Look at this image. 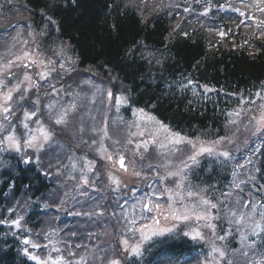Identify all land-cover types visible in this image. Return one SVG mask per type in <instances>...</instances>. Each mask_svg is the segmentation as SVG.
<instances>
[{
    "label": "trees",
    "instance_id": "trees-1",
    "mask_svg": "<svg viewBox=\"0 0 264 264\" xmlns=\"http://www.w3.org/2000/svg\"><path fill=\"white\" fill-rule=\"evenodd\" d=\"M152 1L150 10L139 14V5L134 0H11L10 3L0 0V26L4 27L0 28V40H8L3 37V31L12 28V25L7 28L9 21L6 20L11 14L21 27L18 29L34 31L42 51L56 56L58 47H67L74 56L72 73L76 77L87 72L96 79L108 81L115 92L126 94L132 105L152 110L161 122L182 135L205 139L223 137L227 123L219 107L193 102L187 95L174 93L166 86L179 77L189 76L199 83L215 86L223 94H254L249 90L264 84V36L260 34V39H254L255 48L250 50L245 46L247 43L241 44L246 34L243 26L240 29L245 32L230 38L234 33L232 23L241 21L242 17L219 14L220 24L226 29V37L221 40L211 29L203 27L201 19H198L200 24L186 19L185 0ZM193 1L194 6L199 0ZM233 7L245 9L236 4ZM47 17L56 23H48ZM252 25L255 26L253 21ZM256 32L261 31L256 28ZM61 81L67 83V76ZM32 93L37 94L35 89ZM75 106L78 107L77 101ZM18 119L22 120L20 115ZM17 131L24 139L19 123ZM21 148L19 153L0 151V220L7 221L0 224V264H35L23 256L20 240L30 234L34 242L43 243L44 229L58 217L55 211L46 215L34 210L32 204L40 195L44 196L39 200L48 205L57 202L53 191L47 189L42 172L46 170L43 163L50 150L45 146L36 153L24 149L23 143ZM88 148L85 146L83 150ZM87 151L93 153L91 149ZM68 153L72 155L71 148ZM25 158L32 162L23 163ZM254 159L264 185V143ZM68 160L63 158L57 166L65 165ZM204 167L202 164L191 174L203 187L216 188L227 178L225 168L216 162L210 164L207 173ZM261 191L264 192V187ZM75 212L79 215L68 224L59 222L62 229L54 240L60 239L61 247L56 254H92L98 248H105L108 224L110 230L113 228L108 212L103 211L105 215L97 218L102 212L86 211L85 216ZM18 217H23L19 228L10 223ZM95 218L97 244L87 242L93 237L89 223ZM77 244L81 247L77 248ZM111 255L124 264V254L115 249Z\"/></svg>",
    "mask_w": 264,
    "mask_h": 264
},
{
    "label": "rangeland",
    "instance_id": "rangeland-1",
    "mask_svg": "<svg viewBox=\"0 0 264 264\" xmlns=\"http://www.w3.org/2000/svg\"><path fill=\"white\" fill-rule=\"evenodd\" d=\"M6 20L9 21L7 23V28H9L10 25L18 23L15 17L11 14L7 16ZM0 28L4 27L0 26ZM18 28L21 27L18 25L11 30L4 29L10 32L13 31V33L12 35H9L11 34L10 32L5 33L3 37L8 38V40H0V66L7 65L8 61L10 60L15 61L17 56L22 57V60L18 62L21 64L28 63V60L30 59L36 60V76L42 83V86L45 87L43 88V90L48 88V91H50V93L46 95L44 99H41L40 104V98L35 93H32V86H30V83L27 81L22 83L20 85L21 89L29 88V91L27 93H13L14 99L10 103V106L14 109L13 114L9 116L8 120H4V116L6 114L0 111V124H3L5 128L4 131H0V139H2L3 136L7 135L8 132L12 131L13 127L16 129L15 134L17 135V137L21 138L20 133L17 131V124L19 123L22 127L24 138H27L25 136V133H28L30 131L32 135L38 137V143H43V138L40 137V133L38 131V129L43 126L51 133V138L47 143H44V147L47 146L50 150L49 142H52V140L53 142L57 141L56 143H54V152L52 153L50 150L49 153H46L49 166H52L55 162V159H57L61 155V152H66L68 148L75 149L76 147L84 148L85 146H88L94 152L92 154L95 157H99V159L90 161L87 157L83 156L86 153H82L81 155L84 160L83 164H80V166L77 168V166L79 165V160L76 161V163L69 165V168L67 169V177L64 178L66 190H64V192L62 193V200H70L71 203H78V205H75L77 207V209L75 210H78V207L83 209H90L88 211L94 212H97L94 209L100 210L102 213L98 214L96 216L97 218L99 215H105L103 210L107 206L106 196L105 199H103L102 196L91 197L87 206L86 204L82 203L87 202L86 198L95 191V188L99 190L102 189L104 191V194H108V198L110 201L109 206H112L115 203L114 209H112L110 215L112 216L111 219L113 221H117L116 224L119 225L118 229H120V233L118 235V244L119 246H121L120 249H122V252H124L128 259H130V264H138L137 260L140 259V257L128 255L124 251V246L121 243L122 240H125L124 228L127 229L128 227H131L135 229L140 227V225H142L143 223L149 225V222L152 221L151 217L157 215L155 217L158 218L159 224L156 225L153 223L151 226L166 228L172 227L173 224H175L176 228L174 229V231L172 233H166L164 237L175 235L180 223L182 222L173 221L170 216L168 219H165V215H167L169 211V193L166 191V189H172L173 193H175L176 191H180L184 195L183 203L180 202L179 198H176V203L174 205L175 207L179 208L180 211H183V208L189 205L192 200H196V202L198 201V197H187L186 192L189 186L191 190L200 193L201 196H206V198L209 196L207 188L192 185L188 181L187 174L192 169L190 171L187 169L184 170L186 173V179L183 181L185 184V188L183 189H178L176 187L177 183L181 182V176L169 177L167 175V173L170 171L178 172L181 168H183L181 161H186L187 157L192 154L193 150L191 146L187 144H169L168 140L166 139L167 134L162 131L157 132V129L159 127L158 125L147 121L146 118L141 119L139 117V114L134 115V108L130 109V107L127 106L128 104L121 105L119 111H117L115 100H109L107 96V92L109 90L113 92V88L111 86L109 87V85H102L97 79L92 77L93 75H90V73L85 72L78 77H76V75L72 73L74 59L70 58L72 57V55L69 53L68 48L65 46L58 47L60 50L63 49V56H58L57 58L52 60L55 62L58 61L59 69L56 70L53 64H48V60H51L50 57L45 54V52L42 51L37 45L34 31H32L31 29L23 30ZM29 33H32V35H29ZM25 41H27V43H25ZM26 51L30 53L29 57H24V53ZM60 63H64V69L60 68ZM0 70H2V67H0ZM25 72H27L29 76H33V69H25L23 67H20V69L17 70L14 76L11 78L12 80L6 79L5 77L0 78V80H3L6 85L4 87H0V105H2L4 102L3 93H6L14 85L22 81ZM41 72L48 73L46 79H41ZM7 74L8 71H4L2 75L5 76ZM86 74L89 76L86 77ZM63 76H67V85L71 87V93H66L63 85H58L55 88L54 86H52L53 84H57L56 81H61ZM192 81L193 80L183 81L180 84L175 83L171 86L172 90L178 93H186L198 102H206L211 103L212 105H216L224 111V115L228 118V120H236L235 125H227V127L225 128V134L223 136L229 137L232 142L229 143L227 140H225L220 145L216 146L217 151H227L230 153V157L226 159L228 163H230L239 154L237 152H239L241 148L243 149L246 147L245 144L249 143L254 137L262 134L256 133L255 135H253V133L256 131L257 122L251 121L250 117H259L258 106L260 104H264V100H261L260 98V96H264V85L259 86L258 89L254 91L252 97L250 94H230L226 96L212 87H200V85ZM173 86H175V88H173ZM53 89H56V91L54 92ZM257 93H260V96H257ZM21 95L25 96L24 100H20ZM44 95H41V97ZM114 95L120 94L114 93ZM72 97H77L83 103L82 108L80 109V114L78 117H76L78 118V126L74 125V123H71L73 117L77 116V112L74 114H72L71 112L68 113L67 118H69L71 122L60 125L55 124L54 118L62 111V104H67L68 99ZM257 99H259L261 103H251V101H255ZM241 100H244L243 104L241 103ZM36 101H38V103H35ZM49 105H53L54 109L50 110V108L48 107ZM35 109L39 112H36ZM240 109H244L245 111L241 112V115L239 117L235 115H228L229 113H234L236 111H239ZM25 111H35L36 113H38L31 120L26 121V123H28L29 125L28 129L23 128V126L21 125V121L24 119L23 114ZM144 112L150 115L148 111L144 110ZM19 115L22 118L20 122L18 119ZM37 121H40V123H37ZM137 125H139V127H137ZM105 127L107 128L108 138H105L103 140V145L107 149V151H102L100 148V144L101 138L104 136L103 130L105 129ZM141 132L143 133V135H140ZM132 133H135V135H132ZM76 137H78L80 142L82 143L81 146L76 145ZM129 139L132 140L131 144L127 143V140ZM22 140L23 139H21V141ZM152 140H155V143H152ZM214 140L216 139L210 141ZM93 141H95V143H93ZM114 141H119V143L116 144L114 143ZM144 142H148L147 151H145V148L143 146ZM137 144H141V147L137 148ZM161 144H165L166 147H160ZM174 147H178L180 150L173 152ZM0 148L6 149L7 144L5 143L4 145H0ZM27 150L31 151L33 149L28 148ZM109 155L113 156L112 160L107 159ZM121 155L125 158L124 162L127 165V171L120 167L119 158ZM221 158L225 159L224 157L217 158L216 156H208L207 154L198 157L200 162L205 160L211 161L212 159L219 161L221 160ZM152 163L158 164V167L154 171L150 169V165ZM82 166L84 172L83 174H80L82 172V170L80 169ZM89 168H91V171H89ZM134 172H139L140 175L137 176L134 174ZM54 175L55 173L50 174L48 179H53ZM110 176L115 177L117 180H119V185L114 184L112 180H110ZM155 176H158L160 178V181L155 183L153 187L149 185V192L146 190H140L139 193H136L137 195L135 200H133L132 202L127 201L126 205L124 206L123 198L121 204H119V197L124 192V190H131L133 187L143 184L147 180ZM70 177L72 179H70ZM161 177H164V179L161 180ZM104 178L107 179V184H105ZM85 179H87L88 181L87 184L84 183ZM96 180H99V187H94ZM234 180L237 183H239L240 181H244V183L240 186L242 188L244 187L246 189V192L252 191V186L248 184L246 177L244 178L242 176H238V174L236 173L233 181ZM129 185L135 186L129 187ZM113 189L116 190L114 191ZM201 189H206V191H201ZM229 191L232 192V195L229 197H225L224 200V196L222 195V193ZM133 192L134 189L132 193ZM225 192H221L218 190L214 192V194L215 196L221 197L222 201H225L224 204L225 207L227 205L228 211L229 209L237 207L235 201L238 198L241 200V202L244 200L242 195H239L236 193V191H233V187H229ZM158 197H162V199H158ZM34 201L35 202L33 208L36 206L39 211L47 205V203L38 202V198H35ZM217 201L218 199L216 198L214 203H217ZM149 202H151L152 204L159 203L162 206L161 210L156 211L154 215L151 213L143 212L141 209V204ZM56 204L57 205H53V207L60 209V205L58 203ZM134 205L135 207H133ZM99 208H102L103 210ZM257 208L259 209V205H257ZM210 211L212 214V210ZM244 211L248 212L250 211V209H244ZM66 214H69V212ZM142 217H148V219H143ZM96 218L94 220H91L89 223V227H92V230L94 232L93 237H89L87 239V242H93V244H97V240L99 238L98 234L96 233L95 227ZM132 218H135L136 220L140 219L141 222L135 226L128 224V219ZM256 218L259 219V216L257 215ZM229 219L230 215L229 212H227V221H229ZM224 224L225 223L222 222L221 224L216 225V229H222ZM44 231L49 234V238L46 239L44 235V242L39 244H41L42 246L48 245V247H43L41 250L32 248H30L29 250L34 255H39L41 257H47L48 255L55 257L57 254L55 252H52L51 249L53 246L58 248L61 247L60 239L54 240V238L58 236L59 232L52 228V225L50 224L47 225ZM229 231H231V235H235L233 244L239 249L241 247V243L239 234L236 231V225L232 224V227L230 226ZM210 233H212V231L206 228L204 239L200 240V242L205 241L208 234ZM109 237H111V230L108 224V238ZM159 238L161 237H154L153 240ZM49 240H51L52 243H49ZM153 240L142 245V250ZM139 241L140 233L136 231L130 232L128 240L129 247L133 244L139 243ZM69 243H71V241ZM103 246L105 248H98L92 254L81 252L78 253V255L73 254L72 259L71 257L67 259L69 255H64V257L65 259H67V261H70V259L78 261L80 257L83 256L84 261L82 262V264H107L108 258L109 260L114 259V257L111 255L114 245L104 244ZM22 247L27 246L22 245ZM116 251L119 252V249ZM257 251H259V249ZM235 255L240 256L238 253H236ZM235 260L239 261L241 260V258H236Z\"/></svg>",
    "mask_w": 264,
    "mask_h": 264
},
{
    "label": "snow or ice",
    "instance_id": "snow-or-ice-1",
    "mask_svg": "<svg viewBox=\"0 0 264 264\" xmlns=\"http://www.w3.org/2000/svg\"><path fill=\"white\" fill-rule=\"evenodd\" d=\"M11 0H9V3ZM74 2V0H73ZM241 5L243 8L248 9L252 8L255 9V11L264 14V0H253L252 3L248 4L245 3L244 0H240ZM231 7V6H229ZM221 10L224 9V5H220ZM232 11L239 13L240 16L245 17L246 20H251L255 24L257 29H260L261 36H264V16L262 18H257L254 15H247L245 11H241L240 8H231ZM185 11L187 12L188 9L186 8ZM208 9L205 8V11L201 13V15H207ZM48 23L55 24L56 22L51 19V17L46 18ZM240 23L242 25L248 26L245 24V20H241ZM239 27V25H238ZM44 33L42 32L41 35ZM225 32L223 30H220L218 32V35H220L222 38L225 36ZM29 35H32V33H29ZM184 35H187V33H184ZM27 43V41H25ZM247 43V41H245ZM63 49H61L59 52L56 53V55L63 56ZM30 53L27 51L24 53V57H29ZM22 60V57L17 56L15 61H8L7 65L5 66H0L2 67V70H0V75L3 74L4 71H8V74L11 75L10 69L15 66V67H23V68H28V67H34L37 63L36 60L30 59L28 60V63L21 64L18 63L19 61ZM48 64H54V61L48 60ZM60 68L64 69L65 65L64 63H60ZM54 70V69H53ZM48 73L46 72H41L40 76L41 79H46ZM25 81L30 83V86H36L35 82L32 80V77L25 72L23 80L14 85L9 91L6 93H3V104L0 105V111L5 113L6 115L4 116V120H8L9 116L13 114L14 109L10 106V103L13 101L14 96L13 93H27L29 91V88H23L21 89L20 85L24 83ZM191 83V82H190ZM6 86L3 80H0V87ZM55 92L56 89H53ZM107 96L109 100H115V106L117 111H119V108L121 105H126L128 104L129 100L127 96L124 95H114L112 91L107 92ZM257 96H260V93H257ZM261 99H264V96H260ZM25 96L21 95L20 100H24ZM35 103H38L36 101ZM241 103H244V100H241ZM251 103H255V101H251ZM50 110L54 109L53 105L48 106ZM71 110H75V105L71 106ZM245 111L244 109H240L239 111H236L234 113H229V116H237L239 117L241 115V112ZM258 111H259V117L257 116H251L250 120L251 121H256L257 122V127L256 131L253 133L255 135L256 133H264V104H260L258 106ZM69 113V109H64L62 110L58 115L55 116L54 118V123L57 125L60 124H65L67 123V116ZM133 114L137 115L139 114V117L141 119H147V121L154 123L158 125L157 132H164L166 133V139L168 140L169 144L172 145H181V144H187L190 145L192 148V154L187 157L186 161H181L183 168L180 169L178 172H168L167 175L169 177H176V176H181V182L177 183L176 187L178 189H183L185 188L184 180L186 179V173L185 169L191 170L192 168L198 166L200 164V160L198 157L207 154L208 156H216L217 158L219 157H224L225 159H228L230 157V153L227 151H217L218 145H220L223 141L227 140L229 143L232 141L229 139V137H220L214 141L210 142H204L200 141L199 138H197L195 141L192 139H189L187 137L181 136L179 133H174L172 132L166 125H164L162 122L157 120L154 116H150L147 113L144 112V109H134ZM24 119L21 121V125L23 128L28 129L29 125L26 123V121L31 120L33 117L37 115L35 111L33 112H24ZM37 123H40V121H37ZM228 124L235 125L236 120L231 119L228 121ZM139 127V125H137ZM4 125L0 124V131H4ZM83 130V129H81ZM40 133V137L43 138V143H38V137L35 135H32L31 132L29 131L28 133H25V136L27 138H24L21 141V138H18L17 135L15 134L16 129L13 127L12 131L8 132L7 135L3 136L2 139H0V145H4L5 143L7 144V148H0V150H15L16 152H21V143H23L24 149L31 148L33 149L36 153H39L42 151L44 147V143H47L50 138H51V133L45 129L43 126H41L38 129ZM95 131V129H94ZM104 131V136L101 138V144L100 148L102 151H107V149L103 145V140L105 138H108V132L107 128L105 127ZM132 135H135V133H132ZM140 135H143L141 132ZM152 143H155V140L151 141ZM95 143V141H93ZM114 143L118 144L119 141H114ZM128 144L132 143V140H127ZM199 143V147H198ZM147 144L148 142H144V148L145 151H147ZM137 148L141 147V144L136 145ZM160 147H166L165 144H161ZM180 149L178 147L173 148V152L179 151ZM39 157H37V160ZM108 160H112L113 156L109 155L107 157ZM125 158L124 156H120L119 158V163L120 167L127 171V165L124 162ZM32 161L29 158H25L23 160V163L29 164ZM251 163V161H248ZM240 167H243L241 165ZM89 171H91V168H89ZM135 175L139 176V172H134ZM236 173H233V176L235 177ZM110 180L116 185H119V180H117L115 177L110 176ZM164 177H161V180H163ZM249 179L255 180V176H250ZM84 183L87 184L88 181L87 179L84 180ZM244 181H240L239 183L233 181V187L239 189L241 192L243 189L240 187L241 184H243ZM264 187V186H262ZM114 191L116 189H113ZM166 191L169 193L168 196V214L165 215V219H168L169 216L173 221H181V222H188L191 220H195L197 222H203L202 225H199L195 228H192L191 231H185L184 235L185 236H191V239L193 240H202L204 239L203 233L199 231V227H206L212 231L213 236L220 240V241H225L228 237V235L231 234V231L228 233H225L224 235H217L216 233V224L213 223L214 220L219 219V215H212L211 214V209H216L217 204H214L206 198V196H201L200 193L195 192L191 190L190 186L188 187V190L186 192L187 197L192 198V197H198V201L191 203L183 208V211H180L179 208L175 207L176 203V198H179L180 202L183 203L184 200V195L180 191H176L173 193L172 189H166ZM201 191H206V189H201ZM223 196L229 197L232 195V192H225L222 193ZM235 204L237 207L229 209V223L230 225L234 224L236 225V231L239 234V239L241 243V247L239 249L234 250L233 254L238 253L243 259H244V264H264V202L261 201H256L253 202L252 200H241L238 198L235 201ZM257 205H259V209L257 208ZM135 207V205L133 206ZM162 206L159 203L152 204L151 202L149 203H143L141 204V209L143 212L147 213H152L153 211H160ZM244 209H250V211L245 212ZM11 211V209H10ZM79 215V213H77ZM126 215V214H125ZM259 216V219L256 218V216ZM143 219H148V217H142ZM23 219V217H18L15 220H12L10 223L11 225L19 228L20 227V221ZM152 221L154 224L158 225L159 220L156 219L155 216L151 217ZM7 223L5 220H0V224ZM128 224L135 226L137 224V220L135 218L128 219L127 221ZM176 228V225L173 224L172 227H166V228H159V227H152L151 225L148 224H142L138 228H131L128 227L127 231L132 232L136 231L140 233V241L139 243L133 244L129 247V242L128 240H122L121 243L124 246V251L131 256H136V257H142L143 252H142V245L145 243L153 240L154 237H162L166 233H172L174 229ZM74 235V234H73ZM45 238H49V234L45 233ZM20 243L22 245H25L27 247H22L20 251L22 252L23 256L27 257L29 260L35 261L36 264H70L69 261L65 259L64 256L57 255L55 257L48 255L47 257H41L39 255H34L29 249H39L41 247H48V245H41L37 242H34L28 237H23L20 240ZM49 243H52L51 240H49ZM77 248L81 247L79 244L76 245ZM259 249V251H257ZM52 252H60V248L53 246L51 249ZM69 255H73V253L69 252ZM228 253L225 251L224 248L217 247L215 244H213L211 251L208 253V257L205 258V260L202 262V264H236V262L233 259H228ZM253 257H258L256 259H253ZM84 261V257L81 256L78 261H76V264H82ZM107 264H120L119 260L116 259H110L108 260Z\"/></svg>",
    "mask_w": 264,
    "mask_h": 264
},
{
    "label": "bare ground",
    "instance_id": "bare-ground-1",
    "mask_svg": "<svg viewBox=\"0 0 264 264\" xmlns=\"http://www.w3.org/2000/svg\"><path fill=\"white\" fill-rule=\"evenodd\" d=\"M155 3H163L166 0H154ZM251 3L253 2V0H249ZM153 4L152 0H148L145 4L144 9H140L139 10V14H143L151 5ZM259 18H262L261 16H259ZM243 27L246 29V40H254L256 38H260V33L256 32V28L254 25H250V26H245L243 25Z\"/></svg>",
    "mask_w": 264,
    "mask_h": 264
}]
</instances>
